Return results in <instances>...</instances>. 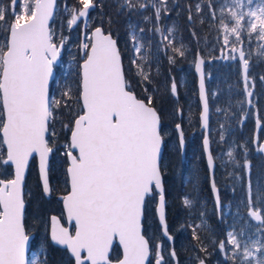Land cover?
Returning a JSON list of instances; mask_svg holds the SVG:
<instances>
[{
  "label": "snow or ice",
  "instance_id": "obj_1",
  "mask_svg": "<svg viewBox=\"0 0 264 264\" xmlns=\"http://www.w3.org/2000/svg\"><path fill=\"white\" fill-rule=\"evenodd\" d=\"M77 2L82 7L71 9L68 20L70 29L79 18L89 15V9L95 7L93 0ZM252 3L253 0H248L249 5ZM232 4L244 6L241 0H232ZM54 5L55 0H10V6L0 3V24H3V39L0 41V168L4 169L0 172V264H26L25 249L29 235L25 222L23 186L30 158L35 160L36 156L39 157L42 190L45 194L50 191L49 154L57 150L55 141L50 139L55 136L50 127L55 119V109L60 107L61 101L50 97L49 79L61 47L67 40L61 31L58 46L56 29L49 25ZM148 6L154 9L157 22L162 12L167 14L171 10L167 0H144L139 4V9L146 10ZM225 6H220L221 12ZM208 7L212 9L213 5L209 3ZM124 8H135L133 0H122L121 9ZM196 10H201L200 3L196 4ZM230 15L235 21L231 28L221 20L225 45L229 43V34H234L241 41V31L245 28L241 21L245 20V16L248 17L246 30L249 37L255 33L259 40L264 41V4L242 13L230 7ZM188 19L190 22L193 19L190 6ZM144 20L151 22V17L144 16ZM153 30L160 32L158 26L149 31ZM140 32H144V29L141 28ZM172 33L173 29H169V35ZM142 39L139 35H132L136 53H141L144 48L140 42ZM164 39L169 38L165 36ZM260 47L264 48V45ZM80 51L83 63L76 89V103L80 112L73 122L64 125L71 135L63 146L68 166L65 170L66 195L62 199L71 227L62 226L61 219L52 216L51 240L56 245L66 246L74 257V264H113L109 248L116 237L123 246V256L115 264H146V261L152 264L150 255L154 256L155 264H167L162 244H157L153 249L142 231V213L147 201L158 197L157 211L163 235L169 241L173 240L166 224V202L159 164L163 144L160 117L153 107L152 98L148 97L147 101L137 98L126 83L121 54L111 33L104 32L102 27H96L91 36L85 33ZM174 51L184 55L182 48H175ZM232 51L239 52L244 92L251 98L255 94L252 90L254 82L249 76V59L245 58L243 50L233 48ZM147 58V55L143 57L145 60ZM231 59L235 60L236 57ZM169 62L174 63V58L169 57ZM132 63L136 64L137 60L133 59ZM202 64L203 61L197 59V72H201ZM138 67L143 78L149 79L142 65ZM261 81L264 82V76H261ZM171 93L174 96L177 94L175 81L171 84ZM72 95L69 89L62 93V98L67 96L71 99ZM200 100L203 102V127L208 129V102L202 75ZM248 104H253L252 99H248ZM217 111L222 109L218 108ZM257 126H260L259 119ZM176 128L179 131L181 125L177 124ZM183 143V133L180 132L181 146ZM203 146L208 152V135L204 136ZM258 151L264 152V145H260ZM227 155L235 162L231 150ZM207 160L212 169L213 157L210 152ZM237 167L241 165L237 164ZM9 168H13V171L9 172ZM243 168L250 171L247 160ZM235 179L239 181L242 177L236 175ZM211 188L217 210L226 216L228 207L222 208L214 179ZM192 203V200L184 199L186 207L190 208ZM261 212H264V208H250V215L264 224ZM200 215L203 217L204 213ZM195 227L193 239L199 240ZM239 235H244L243 230ZM226 244L232 246L233 256L240 253L241 241L234 232H228L227 241L221 240L218 245L219 250L227 256ZM251 246L255 247V252L250 250L247 243L244 244L241 264H264V243L257 239L251 241ZM201 251H206L202 244ZM43 255L40 264H47L46 253ZM169 257L176 260L174 248ZM196 259L198 264H205V260L199 256ZM31 264H37V261L33 259Z\"/></svg>",
  "mask_w": 264,
  "mask_h": 264
},
{
  "label": "trees",
  "instance_id": "obj_2",
  "mask_svg": "<svg viewBox=\"0 0 264 264\" xmlns=\"http://www.w3.org/2000/svg\"><path fill=\"white\" fill-rule=\"evenodd\" d=\"M197 1L201 3L202 11L197 12L195 10ZM69 2H73V4H71L73 6L76 5V2L74 0H68V3ZM93 2L95 4L94 9L99 11V14L101 15L99 17V24L104 28L105 31H109L114 37L117 35L120 36L119 32H121L122 35L125 36V31L122 32L121 26L125 25V22H128L130 18L132 21H135L136 18H143L144 15L141 12L142 10L139 9V6L137 9L135 7L132 10L121 11L115 0H93ZM143 2L144 0H142L141 3ZM167 3L168 7L171 10L166 14L169 20L166 22H168V24H173L175 30H173L174 33H172L171 35L172 43L168 44V49L170 51L165 53L166 55H158L159 61L157 58L156 65L159 67V70L155 71L158 75H162V73L165 72V77H167V71H172L173 73V71L176 70L178 63L182 61L181 56L174 51L177 44H182L184 46L190 47L191 51L190 53H188V55L190 56L192 52L199 50L198 48L200 46L198 44L200 39L203 38V35H208L214 29V19L208 18L207 16L213 14V9H209L208 7L209 3L213 4V0H175V3H173V0H167ZM189 6L191 7V13L193 17L191 22L188 19ZM148 10H150V13L154 12V9L151 6L147 8V11ZM134 28L136 29V35L144 38L141 40L142 44L144 45L141 53H144L148 57L144 62L146 65L151 66V68L153 69L155 62L153 63L150 57L151 50L149 47V36L146 33V25L145 23L138 22V24ZM141 28L144 29V32H140ZM115 33H117V35H115ZM193 33L195 35H193ZM76 49L79 48L76 47ZM120 51L123 57L122 60L124 62L125 77L130 88L143 99H146L147 92H152L154 94L152 100L153 106L159 113L161 120V131L164 139L161 172L164 177L165 196L167 199L169 197L172 198L171 204H169L168 202L166 205L168 230L174 236V239H178L179 241L182 239L186 240L185 248L184 246L178 247L180 251L176 253V256L178 259L181 258L182 255L186 256L185 259H191V262L196 261L195 257L199 256L200 258L206 260V264H212V262L208 258V251L210 250L209 245L211 244V233L217 234L216 232L220 226V222H223L225 225H230L231 223H233L234 219L225 218L223 220H218L215 218L216 210L214 209L213 202L211 200L210 180L204 160L203 150L201 147L202 129L200 128L198 121L199 103L197 100L196 92V78L193 70L190 73V80L188 81V83L180 87L175 96L171 92H169L168 89H166V92H168L166 96L167 98H163L152 86H150V89H146V91L143 89V82L146 83L147 80L142 78L140 70L138 69L139 59H137L136 64L132 63L131 65H129L125 59L126 50ZM141 53L136 54L137 58ZM196 53L200 52L196 51L195 55ZM192 55L195 57L194 54ZM168 56L174 58L175 62L171 63V65L167 63ZM146 65H144L143 67H146ZM218 67V76L226 75L228 79H233V75L229 76L227 74V71L222 68L224 66L220 65ZM258 69L259 67L254 65L253 69L249 70V74L253 73L255 75V83L257 89L256 97L257 101L260 103L259 108H262V113L264 114V87H262L261 89L259 88L260 77L257 74ZM152 74L153 71L148 72L149 77H153ZM58 78V82L54 83L53 87L56 88L57 85L61 84L63 87V91H68L69 89H71L73 93L72 96H74V101H76V95H78L76 89L80 82L79 70H76L73 74H68L67 72L65 75H62L61 73H59ZM220 83L221 86L218 91L219 97L217 98V100H215V97L212 99L208 96L210 111L209 139L211 144V152L216 164L214 171V180L216 186L222 185V190H224L229 196H231V194L228 193L230 192V190L223 189V186L225 185V183L230 181L232 172L238 175L241 167H237V164L242 166V160L244 158H247L253 173L260 175V173L263 172L262 168L264 167V160L261 158H264V156H262L261 153H256L254 151L251 145L253 136L251 132L252 130L250 128H247L244 123L240 124V122H238L239 117L234 111V105L229 103V91L225 87L224 82ZM54 98L60 101L62 100L60 94H57ZM185 100H189L190 114L193 116V120H189V123L191 121V124L196 125L197 129L195 130V133H191V125L188 122L184 121L182 117L179 120L184 139V149L182 154L176 133V123L173 126L172 123H168L167 120H169L171 114H176L177 111L182 112L183 109H185ZM77 106L78 105L76 103V107ZM59 108H57V110H59L62 114H65L67 116V119L68 115L74 117L76 113L80 112V109L76 112V109L71 104L69 105L67 110H65V112L64 109ZM218 108L222 109V111H217ZM255 109H257V102L255 105ZM58 119L61 127V130L57 135L58 140L62 142L61 138H64V140L67 141L69 131H64L63 126L65 121L61 117H59ZM221 124L224 126V129L227 130V134H225V136H223V139L220 140L219 129L221 128ZM170 126H172L173 133L175 135V146L173 149L167 151L166 145L167 141H169V136L166 135L167 131L165 132V129H170ZM51 127H53L52 123ZM241 145H244V147H241ZM228 150L232 151L235 162L230 160L228 155V158L222 162L220 157L218 156L219 152L222 154V152ZM62 160L64 163H62L61 165V172L59 174L61 180L65 181L66 156L65 158L63 156ZM55 173L56 169H54L53 171V169H51L50 167L48 170V175L51 185V196L47 199L45 197H42V200L45 201L41 205L42 214L56 211L59 208L60 202L58 199H56V195L66 192V184L65 190H62L60 189L58 183L53 181ZM34 178L37 180L36 194L40 197V194H42V192L38 181L36 167L34 171ZM185 198L193 201L190 208L184 205ZM223 200H226L225 196ZM148 202L149 204H151L152 199H148L147 203ZM169 206L170 212L168 210ZM173 211H176L178 213V217L176 219L174 216L175 213ZM152 212H154V209L151 210V213ZM201 212L204 213L203 217H201L200 215ZM154 221L157 224V220L154 219ZM189 225H192V227H189ZM197 225H200V227H195ZM194 227L196 230V234L198 233V230H201V241L193 239ZM182 229L184 231H181ZM34 232L36 233V236L31 243V247L32 249L38 251V248L36 247V242L38 239L37 229H34ZM201 244L206 248V251H201ZM43 247L44 249H40L41 252L38 251V258L41 256L44 258L43 254L46 253L48 264H51V262H53V259L57 255H66L68 257L65 249L56 247L50 243L48 237V228L44 234ZM113 250L114 251H112V258H117L120 255V250L116 246ZM194 251L195 255L194 258H192L191 253H194ZM69 262L70 264H73L71 258H69ZM193 264H195V262ZM232 264H234V262H232Z\"/></svg>",
  "mask_w": 264,
  "mask_h": 264
},
{
  "label": "rangeland",
  "instance_id": "obj_3",
  "mask_svg": "<svg viewBox=\"0 0 264 264\" xmlns=\"http://www.w3.org/2000/svg\"><path fill=\"white\" fill-rule=\"evenodd\" d=\"M76 2V5L73 6V2H69L68 0H57L56 7L53 15V19L50 22V26L55 27L57 32L56 42L57 44L60 43L59 35L62 31V34L64 37L67 38L64 45L61 47V53L59 62L57 65V70L55 73L54 79H52L50 84V97H55L57 94H60L61 97V104L59 109L67 110L69 105L71 104L76 110V112L79 110L78 106L76 107V101H74V96H71V99L69 97L65 96L62 98V93L66 92L67 90L63 91L62 85H57L56 88L53 87L54 83L58 82L59 78L58 75L61 73L62 75H65L67 72L68 74H73L76 70L79 69V64L82 59L79 49H76V47L79 48L80 41L82 38V42L85 38V33H87L90 36V29L91 27L99 24V17L101 16L99 14V11L96 9H92L87 23L83 24L82 17L79 18L76 25H73L70 29L68 27V20L71 18V9L73 7H76L79 9L82 7L78 4L77 0H74ZM118 4V7L121 11H127V8L121 9V3L122 0H115ZM23 2V0H22ZM142 2V0H133V3L135 4L136 9L138 8L139 4ZM0 3H2L4 6H10V0H0ZM200 3V2H196ZM201 4V3H200ZM223 12L220 10L221 5H225ZM241 4L244 5L243 7H237L232 4V0H213V14L207 15L208 18L214 19V29L211 33L208 35H203V38L199 41V51L204 58L205 61V77H206V84H207V93L208 96L212 99L215 97V100L219 97V88L221 86L220 82L225 83V87L229 91V103L234 105V111L236 115L239 117L240 124L244 123V125L249 128L252 120L254 119L253 116V110L255 108L257 97H256V79L255 75L251 73L249 76L254 82L253 87V104L249 106L245 100V96L242 91L241 87V81H240V71H239V63L237 61V58L235 60L231 59V57L235 56L232 54V48H236L237 45L241 44L243 47V50L245 52V58L249 59L250 69H253V66L256 65L259 67L257 70V74L260 75L259 79V88L261 89L264 87V82L261 81V76H264V48H261V45H264V41H261L257 38V34L253 33L251 37H249L247 32V20L248 17L245 16V20L241 21L242 24L245 25V28L241 31V41H238L236 36L234 34L228 35L229 43L225 45L224 43V37L225 33L223 30V27L221 25V20L226 23L229 28L234 26L235 21L230 15V7L234 9L237 13L242 12H248L250 9H255L261 6V4H264V0H253V3L251 5L248 4V0H241ZM230 6V7H229ZM149 7V6H148ZM147 7V8H148ZM142 10L141 12L144 14L143 18H136L135 21H132L131 18L129 21L125 22V25L121 26L122 32L125 31L124 35H122L121 32H119L120 36L115 33V38L118 41L120 50H126L125 53V59L128 62L129 65L132 64L133 59H139L138 65H142V67L145 64L144 53H141L137 58V53L134 50L133 47V40L132 35H136L135 28L130 27V25H137L138 22L145 23L146 25V33L149 36V47H150V57L151 61L154 64V68L152 69L151 66L146 65V67H143V72L148 75V72L153 71L152 76L147 79V82H143V89L146 91V89H150V86L155 88L159 95H161L163 98L167 96L166 89L171 92V84L173 81L177 84V92L179 91L180 87L186 85L188 81L190 80V73L193 69V62H194V56L195 52H192L190 56L188 53H190V47L177 44L175 48H182L184 51V55L181 56V62L178 63L176 70L173 71H167V77H165V72L162 73V75H158L155 71L159 70V67L156 65L158 55H166L168 51V44L169 40L172 39V36L169 35V29L175 30L173 24H168L169 21L167 18V15L163 12L161 13V17L159 22L155 19V13H150V10L147 11ZM67 9V10H66ZM196 10V5H195ZM197 11V10H196ZM202 11V5L201 10ZM198 12V11H197ZM144 16H150L151 22L145 21ZM156 26L160 28V32L156 31H149L150 29H154ZM3 24H0V41L3 39ZM117 31V29H116ZM109 32V31H108ZM174 33V31H173ZM131 34V35H130ZM165 36H168V40L164 39ZM141 42V41H140ZM142 44V42H141ZM170 46V45H169ZM78 55V56H77ZM160 57V56H159ZM169 57L167 63L171 65L169 62ZM227 57V58H225ZM162 59V58H160ZM159 61V58H158ZM161 61V60H160ZM224 66L222 67L227 71V74L233 75V79H228L226 75L218 76L217 70L218 66ZM140 70V67H138ZM231 71V72H230ZM234 72V73H233ZM173 75V77H172ZM162 77V78H161ZM143 78V76H142ZM252 85L250 84V87ZM151 87V88H152ZM75 95V94H74ZM154 94L152 92H147L146 100L148 97H151L153 100ZM167 98V97H166ZM237 102H240L237 104ZM186 106L183 111H177L176 114H171L168 123H172L174 126L175 123H179L181 117L184 119V121L189 123V120H193V116L190 114V108H189V100H185ZM55 119L54 122H52V126L50 131L55 132L54 137H50V139L55 141V147L57 150H54L52 152L50 163L51 169H56L55 177L53 178V181L58 183L60 189L65 190V181L61 180L60 172H61V165L63 162V152H64V144L66 143V140L64 138H61L62 142L58 140V133L61 130L60 124H59V117L63 118L65 121L64 125L69 124L70 122H73L74 117L65 114H62L59 110H55ZM75 113V112H74ZM73 113V114H74ZM166 117V116H165ZM190 125V132L195 133L196 125L191 124V121L189 123ZM195 124V123H194ZM253 124V123H252ZM221 124V128L219 129V139L221 140V135L225 136L227 134V130L224 129V126ZM244 126V127H245ZM170 129H165V132L167 131V134L169 136V141H167L166 149L169 151L170 149H173L175 146V135L173 133L172 126H170ZM64 128V126H63ZM64 131H68L64 128ZM197 135V134H195ZM199 135V134H198ZM228 151L222 152V154L219 152L218 156L220 157L221 161L223 162L226 160ZM65 158V156H64ZM264 160V158H261ZM245 160L248 161L247 158H244L242 160L243 164L245 163ZM162 161V159H161ZM249 163V161H248ZM67 164V163H66ZM161 166V164H160ZM250 166V164H249ZM36 167L35 160H31L30 166L28 167L27 174H26V181H25V187H24V197H27L29 199V204L25 212V219L27 223L28 230H34L37 229L38 231V239L36 242L37 250L41 252L40 249H44L43 247V239L44 234L48 228V215L51 213L42 214L41 213V205L44 200H42V197L44 196L40 194V197L36 194L37 190V180L34 178V171ZM263 172L260 173V175L254 174L253 171L246 170L243 168V165L241 166L238 175L242 177V180H236L235 176L237 174L231 173V179L225 185L223 186V189H228L231 194V197L227 201V205H236V214L238 218V227L237 230L234 232L237 235V239L241 241V249L240 253L236 255L239 264H241V256L243 253V246L244 244H248L250 246V250L255 252V247L251 246V241L259 239L262 243H264V224H262L260 221H254L250 218L248 209H261L264 208V167L262 168ZM4 169L0 168V172H2ZM37 170V168H36ZM9 172L12 171V168L8 169ZM249 200H251V205L249 204ZM172 198L167 199V203L171 204ZM150 202V201H149ZM149 202L145 206V212H144V228L143 233L145 236L150 240V245L154 249L157 244H162L163 247V255L167 262V264H193L194 262H191V259H185L186 256H181V258H177L176 260H171L169 257L170 250L174 248L175 253H178L180 250L178 247L180 246H186V240H178L174 239V242L170 246L162 237L160 234L159 224L157 221V224L155 223L154 219L157 220L155 217L154 212L151 213V210L154 209L155 204V198L152 199L151 204ZM226 206V204H225ZM224 207V205H223ZM168 210L170 212V206L168 207ZM57 213L64 221L62 209H61V202H59V208L54 211ZM175 213V219L178 217V213L176 211H173ZM247 214V215H246ZM261 218L264 220V212H261ZM177 221V220H175ZM178 228V226H177ZM176 228V229H177ZM243 230L244 235L240 236L239 233ZM181 231H184L183 229ZM183 234V233H182ZM184 235V234H183ZM185 236V235H184ZM231 246V245H230ZM232 249V246H231ZM38 251H30V258L28 264H31V261L35 259L37 261V264H40V261L44 259L42 256L37 257ZM67 254V252H66ZM194 253H191L192 258H194ZM233 255V253H232ZM256 255H259V253H256ZM69 255L68 257L66 255H57L51 264H70L69 262ZM48 264V263H47ZM218 264V262H216Z\"/></svg>",
  "mask_w": 264,
  "mask_h": 264
},
{
  "label": "water",
  "instance_id": "obj_4",
  "mask_svg": "<svg viewBox=\"0 0 264 264\" xmlns=\"http://www.w3.org/2000/svg\"><path fill=\"white\" fill-rule=\"evenodd\" d=\"M55 5H56V0H55ZM55 5H54V8H53V14H54V11H55ZM89 10H90V9H89ZM52 18H53V17H52ZM52 18L49 19V24H50ZM87 19H88V16H87V17H82L83 24H86ZM96 27H101V26H99V25L94 26V27L90 30V36H91L92 32L95 30ZM106 33H108V32H106ZM111 36H112V35H111ZM112 38L115 40V38H114L113 36H112ZM115 41H116V40H115ZM59 44H60V43H59ZM59 44H58V46H59ZM81 44H82V38H81V41H80V48H81ZM117 48H118V45H117ZM236 49L242 50V45H241V44L237 45V48H236ZM118 50H119V48H118ZM80 53H81V56H82V52H81V51H80ZM233 53H236L237 58H238L239 63H240V74H241L242 88H243V90H244L243 69H242V65H241L240 59H239V52L236 51V52H233ZM59 57H60V56H59ZM59 57L57 58V61H56V62L54 63V65H53V75H52V76L50 77V79H49V88H50L51 81H52V79H53L54 76H55V67H54V66L59 62ZM82 57H83V56H82ZM197 59H200V60L203 61V64L201 65V72H197V71H196V68H195V63H196ZM82 63H83V59L81 60V62H80V64H79V74H80V72H81L80 65H82ZM121 63H122V59H121ZM122 69H123V65H122ZM193 73H194L195 78H196L197 100H198V103H199L198 121H199V126H200V128L202 129L201 147H202V150H203L204 160H205V163H206V167H207L208 175H209V179H210V189H211V193H212V198H213V201H214V203H215V207H216V209H217L216 201H215V197H214V195H213L212 188H211V183H212V180L214 179L215 160H214V158H213V168H212V169L209 168L208 160H207L208 152L211 153L210 139H209L208 152H205V149H204V146H203L204 136H205V135H208V138H209V115H210V111H209V103H208V129H205V128L203 127V121H202V119H201V115H202V113H203V102L200 100V80H201V75L203 76V80H204V89H205V95H206V98H207V102H208V95H207L206 79H205V72H204V59L202 58V56H201L200 53H196V55H195V61H194V64H193ZM132 92H133V91H132ZM133 93H134V92H133ZM244 93H245V92H244ZM134 94H135V93H134ZM135 95H136V94H135ZM245 96H246V94H245ZM137 98H139V97H137ZM139 99H142V98H139ZM246 99L248 100V99H250V98H248V97L246 96ZM143 100H144V99H143ZM80 103H81V105H82V100L80 101ZM154 109H155V108H154ZM155 110H156V109H155ZM156 111H157V110H156ZM157 113H158V111H157ZM80 114H82V113H80ZM158 115H159V113H158ZM75 118H76V117H75ZM75 118H74V119H75ZM257 120H258V118L256 117V119H255V127H254V132H253V137H254L253 142H254L255 144H256L257 141H258V132H259V130H260V128H261V124H262L261 121H260V126L258 127V126H257ZM73 121H74V120H73ZM176 130H177V128H176ZM180 132H182L181 129H180L179 131L177 130V135H178L179 145H180V148H181V152H183V149H184V143H183V146H181V144H180ZM70 135H71V133H69V137H70ZM260 145H264V140H262V141L259 143V146H260ZM259 146H258V147H259ZM4 147H5V149H6V146H4ZM162 152H163V144H162L161 154H160V158H159V164H160V160H161ZM260 152H261V151H260ZM261 153L264 155V152H261ZM51 155H52V153L49 154V160H50V158H51ZM211 155H212V153H211ZM212 157H213V155H212ZM30 161H31V158H30ZM35 162H36V167H37V172H38L39 183H40V186H41V192H42V194H43V196H44L45 198H49L50 195H51V185H50V181H49V188H50V191H49L48 194H45V193L43 192V190H42V181H41L40 174H39V157H38V156H36V158H35ZM67 166H68V164L66 165V168H67ZM48 167H49V161H48ZM13 168H14V166H13ZM13 168H12V171H13ZM27 170H28V168L25 170V177H26V174H27ZM48 177H49V175H48ZM161 179H162V186H163V190H164L162 174H161ZM217 189H218V188H217ZM64 195H66V193L56 195L57 199L61 200L62 210H63V214H64V220H65V223H64L62 220H61V223H62V226H65V227H71V223L67 220V216H66V213H65V211H64V205H63V199H62V197H63ZM164 196H165V193H164ZM156 198H157V199H156V202H155V213H156V216H157V219H158L159 225H160V232H161V235H162V237H163L166 241H168V242H172L173 240H172V241H169V240L163 235L162 226H161V223H160V220H159L158 211H157V208H158V197H156ZM165 202H166V197H165ZM165 215H166V207H165ZM52 216H56L58 219H60V217H59L58 215L54 214V213H52V214L49 215L48 235H49L50 242H51L53 245L57 246V247H60V248H64V249H66V246L56 245V244L51 240V217H52ZM142 219H143V213H142ZM166 224H167V223H166ZM167 229H168V228H167ZM142 231H143V223H142ZM168 234H169L170 236H172L169 232H168ZM28 235H29V242H28V244L26 245V249H25V261H26V264H28V257H27V254H28V251H29V249H30V242H31V239H32V237L34 236V234H33V233H29ZM172 237H173V236H172ZM115 243L117 244V246L120 248V251H121V255H120L119 258H122V256H123V246L120 245V243H119V238H118V237L114 238L113 243H112V245H111L110 248H109V255H110L111 250H112V248H113V246H114ZM66 251H67V253L71 256V254L68 252L67 249H66ZM84 255H86V253H84ZM71 258H72V260H73V264H74V257L71 256ZM119 258H118V259H119ZM111 260H112V259H111ZM116 260H117V259H116ZM116 260H112L113 264H115V261H116ZM146 264H147V261H146ZM153 264H155V259L153 260Z\"/></svg>",
  "mask_w": 264,
  "mask_h": 264
},
{
  "label": "flooded vegetation",
  "instance_id": "obj_5",
  "mask_svg": "<svg viewBox=\"0 0 264 264\" xmlns=\"http://www.w3.org/2000/svg\"><path fill=\"white\" fill-rule=\"evenodd\" d=\"M232 53H233V51H232ZM259 77H260V75H259ZM256 96H257V93H256ZM250 99H253V97H251ZM247 104H248V101H247ZM249 106H251V105H249ZM259 106H260V103L257 101V109L254 108V110H253L254 118L256 116H258V118L262 122L260 131H259V134H258L257 143L255 144L253 141L251 142V145H252V147H253V149H254V151L256 153H259L258 152L259 143L262 140H264V114L262 113V108L260 109ZM252 123H251L249 128L252 130L251 132L253 134L254 127H255L254 121ZM162 155H163V153H162ZM217 186L219 188L221 206L223 208V205L225 206V204H226V206L228 207V214L226 216H222L221 212L216 209V207L214 205V202H213L212 195H211V200L213 202L214 209L216 210V217L215 218L218 219V220H223L225 218H228V219H234V221L230 225H225L223 222H220V226H219V228H218V230L216 232L217 234L211 233V238H210L211 244L209 245L210 246V250L208 251L209 252L208 258L212 262V264H216V262H218V264H232V262H234V264H239L237 257L232 255V249H231L230 245L226 244V247L228 249L227 256L225 255V253H222L219 250V247H218L219 242L221 240H224L225 242L227 241V233L228 232H232V230H234V231L237 230V227H238V221L237 220H238V218H237V214H236V205H233V204L232 205H227V201H228V199L231 196H229L224 190H222V185H217ZM210 194H211V192H210ZM222 195H224L226 197L225 201L223 200L224 196H222ZM253 210H257V209H253ZM249 211H250V208L248 209V213H249ZM249 216H250V214H249ZM250 218L253 219L251 216H250ZM200 223H201V220H200ZM227 226H230V227H227ZM197 234L199 236V241H201V236H202L201 230H198ZM173 241H174V239H173ZM169 245L171 246L172 244H169ZM111 259H116V258H112L111 257ZM151 259H152V264H153V260L155 259L154 256H152ZM195 259H196V257H195ZM195 264H198V260L197 259L195 261ZM205 264H206V260H205Z\"/></svg>",
  "mask_w": 264,
  "mask_h": 264
}]
</instances>
